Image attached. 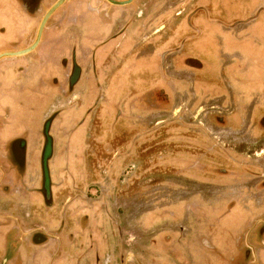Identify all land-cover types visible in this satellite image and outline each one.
Masks as SVG:
<instances>
[{
    "label": "crops",
    "instance_id": "obj_1",
    "mask_svg": "<svg viewBox=\"0 0 264 264\" xmlns=\"http://www.w3.org/2000/svg\"><path fill=\"white\" fill-rule=\"evenodd\" d=\"M54 1L49 0V3L43 7L44 11ZM81 1L78 0L76 2L75 8L82 7L79 4ZM127 4H129V7L126 10L117 12L115 20L105 21L108 26L112 24L108 34H103L100 40L97 39L91 45L86 46L82 42V30H85L83 24H80V26L72 24L70 26L76 34H70L68 46L73 47V44L77 42L76 49L88 55L91 51H94L96 55L97 49H101L98 54L102 53L105 50L107 39H115V43L103 53L105 57H101L98 65V67L106 68L110 61L112 64L115 63L116 65L107 71L109 72L108 75H113L116 71V73H119L121 66L123 68V64L126 65L127 61H124L128 59L131 63L128 61L127 67L130 65L126 72L127 74L124 76L132 80V85L134 86L136 82L144 78L142 80L143 86L138 89L136 87L134 89L131 88L129 92L127 91L125 98L120 94V97L115 101L117 106L122 107L123 104L129 102L127 104L129 109L142 108L144 110L142 118L141 115L136 116L142 123L136 131L127 133L122 131L112 139L111 147L113 150L108 157L110 159L116 158L117 166L110 163V160H100L99 155H97L93 167H88L87 150L89 146L87 145V140L89 136L91 137V134H89L88 123L85 125L83 132L85 150L83 152L86 162V175L83 182L70 180L69 183L65 184L57 182L51 184L50 179H47L43 173L41 165V158L43 157L39 158V153L41 156L47 154L41 147L40 140L46 137L43 133V123L49 117L48 115L51 111H45L42 114L41 120L37 121L40 123L36 124L34 130L19 124L18 128H15L18 131L6 133L7 128L12 126L14 117L8 118L10 117L8 114L12 112V102H14V107L15 104L22 105L21 99L13 97L15 92L20 91L19 94H27L26 92H28L27 95L33 101L28 107L33 106L39 95L56 93V87L49 85L48 80L55 79L58 81L57 78L61 77L57 67L59 54L52 58L50 57L52 50L43 51L49 49L53 44L43 39V35L40 36L37 45L30 52L0 59V77L5 78V80L2 79L0 82V185L2 187H0V193H2L0 194V197H2L0 198V264H23V262L24 264H143L137 254L148 255V263L155 257V259L160 258L157 262L152 261L155 264H163V259L164 261L166 259L169 260V264H176L178 263L174 259L176 255H179L180 262L183 264L192 262L193 256L190 246L192 245L193 247V244L187 242L185 233H182L183 237H181L180 243L177 244L178 249L172 246L171 239L169 240L171 248L168 250L157 249L156 246H152L156 247V249L153 248L151 250L149 246H146V248L145 245L136 246V235L131 231V226H134V217L129 212V208H127L125 213L129 230L123 231L122 240L118 238L116 226L122 214H119L118 210L114 209L115 204L122 203L129 207L135 197L147 194L152 195L150 188L153 187L156 188L154 192H157L154 198H164L161 197L164 189L161 190L160 182L163 179H159L158 185L154 186L150 182V184H142V192L136 196L135 189L138 186L125 182V178L121 180L117 173L123 172V169H125L126 174L132 171H134L133 174L138 173L141 169L148 166L147 160L169 152L171 150L170 140H177L179 139L177 137L181 135L182 137L179 140L187 148L184 149V153L175 158L179 168L172 169L171 172H180V177L187 180H183V182H189L190 184H179L178 186L182 188L188 186L191 189L198 190L197 183L207 179L212 183L204 186L205 190L213 187L218 190L219 194L217 196L211 194L208 197L201 195V197L197 196L195 198H193L195 192H193L194 194L191 192L185 194H188L187 199L191 197L197 201L196 203H187V210L193 215V231L197 234L200 248L208 255L211 253L213 255L212 262L216 258L217 264H230L233 259V253L240 251L242 248L245 250L249 248V256L254 260L246 257L243 261L238 259L239 263L252 264L256 261L264 264V183H262L264 181V143L260 147L255 148L253 153L248 154L247 151L236 147L238 142L240 145L241 142L244 143L245 141L244 137L240 138L238 136L243 134V131L237 132V130L231 131L228 129L229 127L228 125L226 126L224 121L225 114L222 116L223 119H220V123L215 120L206 121V115L210 109L216 110L215 113L218 115H220V112H224L223 110H225L227 116L234 115L235 111L237 114V110L233 109L235 105L232 103L238 101L236 105L245 104V101L242 100L244 95H228L214 85V93L221 94V98H213L210 102L201 103L194 109L187 107L191 96H194V88H192L194 86V77L190 79V76H194L195 73L188 74L185 70H193L194 68L200 70L204 65L212 64L210 53L201 56L202 62L193 57L198 55L189 53L190 55L183 56L182 43L186 44L189 37H181L179 39L174 36L171 37L175 31H182L184 25H181V20H183L184 15L188 11L184 10L181 4V8L168 13L171 4L168 5L166 0H130ZM107 7H109L110 10L108 11L112 14L113 8ZM259 7L258 11H262L264 16V6L259 4ZM196 15V11H191V13L187 14V21L190 22L188 24L189 27ZM121 16L124 17L123 20L127 19L125 24L123 20H120ZM247 19L250 21L249 24L256 25L258 23L256 22L257 20L251 19V16ZM209 21L210 19L201 23L197 20L196 23L207 25L206 23H210ZM15 24L7 26L16 32L19 30L18 26L20 25L16 26ZM213 25H215V22ZM216 25L223 29L226 27L221 26L220 23H216ZM21 31L24 32L22 29ZM112 33L114 35L109 37ZM246 35H248V32ZM217 38L220 40L219 35H217ZM125 39H130L129 45H123ZM192 39L191 37L190 40ZM205 40L208 43L204 47L201 45L200 48L202 51L207 50L209 52L212 47V40L209 42L208 37ZM146 41L149 42L146 43ZM5 42L7 46L3 50L1 48V51L21 49L32 41L23 38L14 45L8 43V41ZM179 42H181L180 45ZM56 45H53V53H59L60 47L56 48ZM88 61H90V58L85 57V62ZM94 61L96 67V56ZM2 66L6 67L2 68ZM97 68L96 73L98 71ZM221 75L218 77L221 78ZM65 77L66 75L63 74L61 86L62 101L59 102L61 105L50 104L47 109H69L75 106L76 103L77 106H80L81 94L84 90V87H80L82 86L80 80L83 77L82 74L72 84L67 81L68 77ZM132 77H135L137 81ZM140 84L136 83V85ZM166 87L170 89V93L166 91ZM226 87L228 90L231 89V86ZM77 88L79 89L77 90ZM98 88L101 90L100 84H98ZM142 88L144 90L140 91ZM33 96L37 98L33 99ZM75 97L77 100H75ZM99 98L102 99V96L97 97V102ZM222 103L231 104V107L229 108L230 105H227V109H223L221 108ZM98 107H94L96 112H98ZM162 107L165 108L162 113H152L151 111ZM239 108L244 110L246 106L239 105L237 109ZM248 108L250 107L247 106ZM148 111L151 112L147 116ZM185 112L186 114H184ZM240 114L238 116L240 121H245V119L248 122L250 121V111H246L245 115L244 113ZM67 119L68 126L66 130L64 129L65 132L63 130V135L68 141L76 129L83 124V119H78L75 115L71 118L69 115ZM98 124L99 120L96 117L95 132ZM193 126H196L197 132L195 135H190L188 132L193 130ZM158 127L164 129V133H158ZM25 129H29V135L25 137L31 141L29 143L24 141L21 153H27V143L33 151L37 152V156L31 155L32 158L26 156V161L23 159L25 173L22 170L21 174L26 178V183H29L27 189L26 185L23 184V178L21 179L16 174L18 167L13 165L11 160H7L6 149H3V144L7 142L6 140L11 139L10 137H17L19 134L23 136L22 133ZM260 130L264 132L263 128ZM46 135L49 136L48 133ZM21 138L23 137H18L17 139ZM47 138L49 139L50 136ZM136 138H138L136 144H131ZM164 139H168L167 143L169 144H166ZM150 141L151 143L148 144ZM122 142L128 143L127 148H124ZM227 146L228 149L222 152L221 150ZM96 152L101 151L96 149ZM133 152L136 154L135 158L132 157ZM49 160L45 163V174L47 175L48 165H51ZM124 164L126 165L125 167ZM234 165L238 166L237 170L233 168ZM246 165H250L255 172H258L259 179H262V182L256 181L245 185L236 183L234 176H243V171H237ZM225 166H228V169ZM20 169L22 168L20 167ZM91 171L97 173L95 187L98 189V195L84 198L78 193L81 192L82 187H86L88 174ZM151 173L162 174L163 172L153 171ZM207 174H209V178L206 177ZM256 174H251L249 177L257 176ZM111 179L114 182H111ZM6 183L12 186L11 193L7 191ZM201 184L203 183L201 182ZM124 185L127 187V191L122 193L121 190L125 188L122 189L121 187ZM54 186L56 189L52 193L51 187ZM95 187H93L94 190H96ZM73 188H78V192H73ZM145 189L148 190L144 191ZM159 190L160 195H158ZM13 194L20 196L14 198ZM105 199L108 202L111 201L110 204L113 207L110 210L112 211L111 213H105L102 207V212L94 215V217L102 218V224L107 225L106 227L108 228L106 235L101 234V236H98V233L95 230L93 231L87 224L88 220L92 221L94 219L89 218L85 223L80 222L82 218L79 220V211L82 204L96 205V207L98 204H102L103 206L106 204ZM102 201H105V204ZM210 213L217 221L208 215ZM203 217L207 220L213 218L212 221L217 223L219 221L226 222L227 219L232 220V217H234L233 220L236 221V226L227 232L228 234L222 243L220 242L219 245H216L213 242V238L209 236V231H203L206 227ZM82 228L87 229L84 230ZM54 229H57V232L53 231ZM199 229L201 231L197 232ZM11 233L12 235H10ZM49 239H54L51 244ZM166 240H168L167 237ZM43 251L48 253L45 259L40 258V254ZM7 252L8 256H6ZM130 258L134 259V261H130ZM135 258L139 263L135 261ZM164 264L168 263L164 262Z\"/></svg>",
    "mask_w": 264,
    "mask_h": 264
},
{
    "label": "rangeland",
    "instance_id": "obj_2",
    "mask_svg": "<svg viewBox=\"0 0 264 264\" xmlns=\"http://www.w3.org/2000/svg\"><path fill=\"white\" fill-rule=\"evenodd\" d=\"M48 1L49 0L44 1V6L49 3ZM77 1L78 0H66L55 10L56 12L51 15L54 17L59 12L67 9L70 14L72 13V15L76 14L80 18L82 17L80 20H77V23L75 24L78 26H80V24H83V26L85 27V30H82V42L86 46L91 45L92 43H94V41H97V39L100 40L103 34L107 35L112 28V24L108 26L106 23L97 21L92 16V13L89 12L88 7L110 6V8H113V12L111 14L112 20H115L117 12H119L120 10H126L129 7V4L113 5L106 0H84L86 9L81 6L79 8H75ZM166 1L168 5L171 4L168 13L177 8H181V4L183 5L184 10L188 11L184 15L183 20H181V25H184L182 27V31L177 30L171 35V37L174 36L177 39L181 37H189L186 44L184 42L182 43V48L184 49L183 56H188L190 55L189 53L198 55L193 57L202 62L201 56L210 53V57L212 58V64L204 65L202 68H200V70H196V68H194L193 70H185L188 74L195 73L194 76H190V79L194 77V86L192 87L194 88V96H191L187 107L194 109L201 103L206 104L210 102L213 98H221V94L214 93V85L218 87L219 90L225 92L228 95H244L242 100L245 101V104H239L240 106H246L244 110H242V108H239L240 110L237 109V106L239 105H236L238 104V101H236L232 104L235 105L233 109L237 110V114L235 111L234 115L227 116L225 110H223L224 112H220V115H218L217 113H215L216 110L210 109L208 110L209 113L206 115V121L210 122L212 120H215L220 123V119H223L222 116H224L223 114H225L227 117L224 116V121L226 122V126L228 125V129H230L231 131L237 130V132H240L241 130L243 131V134H239L238 136L240 138L244 137L243 139L245 141L244 143L241 142L240 145L238 142L237 144L239 146L237 145L236 147L238 149H242L243 151H247L248 154L253 153L255 148L260 147V145L264 143V132L260 130L262 128L264 129V123L257 121L260 115H264V16L262 11H258V9L260 8L259 4L264 6V0ZM8 2L9 0H0V28L5 27V31L2 32V34V30L0 29V51L1 48L3 50L7 46L4 40H6L5 32L9 29V22L12 21V19L17 18L13 6H11ZM191 11H196L197 15L196 17H194V19H192L193 22L189 27L188 24L190 22L187 21L186 17L187 14L191 13ZM250 16L251 19L257 20L256 22L258 23L256 25L249 24L250 21L247 18ZM39 17L40 16L38 15H35V18H29L25 15L23 16V22L32 25L31 35L33 34L32 31L35 29V25ZM209 19L210 23H206L207 25L196 23L197 20L198 22L202 23ZM123 21L125 24L127 19L125 18ZM12 22H14V20ZM214 22L215 25H213ZM216 23H220L221 26L226 27L224 29L219 28ZM247 32L248 35H246ZM250 32H252V34H250ZM217 35H219L220 40H218ZM191 37L193 38L192 40H190ZM207 37L210 40L209 42H211L212 40V47L209 52L207 50L202 51L200 48L201 45H203L204 47V45L206 46V43H208V41L205 40ZM9 40L10 38H7V41ZM148 42L149 41H146V43ZM113 43H115V39L109 38L107 39V44L104 47L105 50H103L102 53L98 54L101 49L96 50V68L100 63L101 57L104 56L103 53L107 49H109L111 45H113ZM129 43L130 39H125L123 41V45H129ZM180 44L181 42H179V45ZM128 61L129 63H131L130 60L126 59L124 61L126 62V65L123 64V68L121 66L120 70L118 71L119 73H116V71L113 75H108L109 72H107L109 71V69L113 68L116 65L115 63H110L111 61L108 63V66L106 68L99 66L97 68V73L92 72L87 67L88 69L85 70L84 74H82V79H80L82 82V86L80 87H84V90L81 94L80 106H77L76 103L75 106L69 109H47L50 104L61 105V103L59 102L62 101L61 86L63 82V72L58 66V73L61 77L57 78L58 81L56 85L53 84V79L48 80V84L53 85L54 87L56 86L58 92L53 93L52 91L53 94H42L39 95L38 98L36 96H33L32 98H37V100H35L33 106L31 107H28V105L33 101L27 95L28 92H26L27 94H19V91L17 93L15 92V94L13 95L15 99L22 100V105L15 104L14 107V102H12V112L8 114V116H10L8 118L10 119L12 118V116L14 117L12 120V126L10 128H7L6 133H15L16 131H18L15 128H18L19 124H21V126L25 125L29 129L34 130L36 124L40 123H38L37 121L41 120L42 114L45 113V111H51V113H49L48 115L49 117L45 126V131L49 134L50 138L48 140H45V137H43V139L40 140V145L46 151L47 155L41 156V154L39 153V158L43 157L45 163H47V161L50 159L49 162L52 166L48 165V175H45L47 179H50L51 184L56 182L65 184L69 183L70 180L77 182L84 181V176L86 175V162L83 152V150H85V146L83 144V132L84 127L87 123L88 129H90L89 134H91V137L89 136V139L87 140V145L89 146L87 150L88 167H93L97 155H99L100 160H110V163H113L114 166H117L116 158L110 159V157H108L110 155L109 153L113 150V148L111 147L112 139L122 131L125 133L136 131L140 127V125H142L140 119H137L136 116L141 115L142 118L144 114V110L142 108L129 109V107L127 106L129 102L123 104L124 106L122 105V107L117 106L115 102L120 97V94H122V96H124L123 98H125L127 91L129 92L131 88L134 89L136 87L138 89L144 84L142 82L144 78L136 82L137 84L141 83L140 85H136L135 83L134 86L132 85L133 81L124 76L125 74H127L126 72L128 71V67L130 65L129 64L127 67ZM6 66H2V68ZM219 75H221L222 79L218 77ZM72 78L75 79L76 77L74 76ZM132 78L137 81L135 77ZM2 79L5 80L4 77H0V82L2 81ZM98 84L101 85V90H99ZM226 86H231V89L228 90ZM168 87H166V91L170 93L171 91ZM78 89L79 88H77V90ZM143 90L144 88L140 89V91ZM51 95L54 96V98H52ZM99 96H102V99L99 98L97 102L96 100ZM75 100H77V98ZM227 105H230L229 108L231 107V104ZM227 105L225 103H222L221 108L227 109ZM95 106L98 107V112H96V108H94ZM247 106L250 108L247 109ZM163 108L164 107L158 108V110L153 109L151 111L152 113H162L163 111H165V108ZM151 111L147 112V116ZM246 111H250V121L248 122L246 121V119L245 121H240L238 119L239 114L244 113L245 115ZM184 114H186V112ZM69 115L70 118L73 115H75V117H78V119L82 118L83 124H81L76 129L75 133L70 136V139L67 141L66 137H64L63 135V130L67 129V116ZM96 117L99 120V124L95 132ZM29 129L24 130V132L22 133L23 136L19 134L17 135V137H10L11 139L6 140L7 142L3 144V149H6L5 152L7 160H11L13 162V165H16L18 167L16 169V174L21 179L23 178V184L26 185V189L28 188L29 183H26V178L23 176V174H21L22 170L23 172L25 171V164L23 163V159L25 160L26 156L31 158V155L37 156V152L33 151V149L28 146V143L31 141L29 139L27 140ZM158 130V133H164L165 131L164 129H160L159 127ZM196 132V126H193V130L189 131L188 134L195 135ZM18 137L23 138L17 139ZM181 137L182 135L178 136L177 138L180 139ZM137 139L138 138L134 139L131 144L134 143L135 145ZM179 139L170 140L171 144L167 143L168 139H164L166 144L171 145V150L162 156H154L150 160H147L146 163L148 164V166L141 169V171H139L138 173L133 174L134 171H132L129 174H126L125 169H123V172L119 174L117 173V176H120L121 180L125 178V182H128L130 185L135 184L136 186H138L137 189H135L136 196H138V194L142 192V184L151 183L152 186L158 185L157 183L159 182V179H163L160 182L162 188L161 190L164 189L162 191L163 194L161 195V197L164 198H154V195H156L157 192H154L156 191V188L153 187L150 188L152 195L147 194L144 196H139L137 198L135 197L132 204H129V207L122 203L115 204L114 209H117L119 214H122V216L119 217L120 219L118 221V225L116 226V230H118L117 237L122 240L123 231L129 230L127 228V216H125L127 208H129V212H131L134 217V226H131V231L136 235V246L145 245V248L146 246H149L150 250L153 248L156 249V247L157 249L162 248L163 250H168L171 248L169 242V240L171 239L172 246L178 249L177 244L180 243L181 237H183L182 233H185V237L188 240L187 242L193 244V247L192 245L190 246L193 260L188 264H217L216 258H214V262H212L213 255L211 253H209L208 255L204 250L200 248V242L198 240L197 234L193 231V215L192 213L188 212L187 203H196L197 201L193 198L197 196L201 197V195H205L208 197L212 194L214 196H217L218 190L213 187L207 188V190H205L206 188L204 186L212 183L207 179L204 181L201 180L200 183H197V187H199L198 190L191 189L188 186H184L185 188L178 186L179 184H190L189 182H183V180H187L180 177V172H171L172 169L179 168L175 158H177V156H179L181 153H184V149L187 148L182 145L183 142ZM24 141L28 142L26 146L28 151L27 153L25 152V154L21 153V148L24 145ZM122 143L124 144V148H127L128 143ZM150 143L151 141L148 144ZM131 144L129 143V145ZM95 148L103 153L96 152ZM226 149H228V146L224 147L221 151L224 152ZM132 157H136V154L134 152L132 153ZM175 162L176 164H174ZM125 166L126 165L124 164V167ZM20 167L22 169H20ZM225 167L228 169V166ZM63 168L66 169L64 170ZM233 168L237 170L238 166L234 165ZM153 171H161L163 173H151ZM239 171H243V176H234L237 184L245 185L256 181L259 183L262 182V179H259L260 176L258 172H255V170L250 165L242 166V168L237 172ZM255 173H257V176L249 177V175H254ZM96 177L97 173L95 171L89 172L87 185L86 187H82L80 190L81 192L78 194H81L84 198L94 197L96 194L98 195V189L97 187H95V181L97 179ZM206 177L209 178V174H207ZM110 181L114 182L112 179ZM201 182L203 184H201ZM262 183H264V181ZM175 185H177L178 188ZM5 186L7 188V191L11 193L13 189L12 186L9 183H6ZM93 187H95L96 190H94ZM121 188H125L123 190L120 189L122 193H125L127 191V187L125 185ZM55 189V186L51 187L52 193ZM78 190V188H73V192L75 193H77ZM147 190L148 189H145L144 191ZM189 192H195V194L193 193V198L190 197V199H187L188 194H185ZM159 193L160 190L158 191V195H160ZM198 193L200 194L198 195ZM12 196L14 198H17L20 195L13 194ZM105 201H102V203L105 204ZM110 202L106 201V204L103 206L102 204H98L97 207L96 205L92 206L90 204L89 206L82 204L79 211V220L82 218L80 222L85 223V221L89 218L94 219L95 221L88 220L87 224L89 225V227L93 231L95 230L96 233H98V236H101V234L106 235V233H108V228L106 227L107 225L102 224V218L100 219L98 217H94V215L102 212V207L104 208L105 213H111L112 211L110 210L113 206H111ZM208 215L216 220L211 213ZM86 216H88V218H86ZM213 218L210 220L204 218L203 222L206 224V227L203 229V231H209V236L213 238L214 244L219 245L220 242L222 243L224 241L226 235L228 234L227 232L231 231L232 228L236 226V221H234V217H232V220L227 219L226 222L219 221V223H217V220L212 221ZM82 229L86 230L87 228ZM53 231L57 232V229H54ZM200 231L201 229H199L197 232ZM12 233L10 235H12ZM166 237L168 238V240H166ZM53 240L54 239H49V243L51 244ZM6 256H8V252ZM45 256L47 257L48 253H44L43 251V253L40 254V258L45 259ZM137 256L143 264H155L154 262H157V260L160 259H155L154 257L152 258V261L154 262L149 260L150 262L148 263V255L137 254ZM163 256L165 255L163 254ZM174 259L178 262L176 264L182 263L180 262L181 260L179 255H176ZM130 261L133 262L134 259L130 258ZM135 261L138 262L136 258ZM162 262L163 264L164 262L169 264V260L167 259L165 261L163 259Z\"/></svg>",
    "mask_w": 264,
    "mask_h": 264
},
{
    "label": "flooded vegetation",
    "instance_id": "obj_3",
    "mask_svg": "<svg viewBox=\"0 0 264 264\" xmlns=\"http://www.w3.org/2000/svg\"><path fill=\"white\" fill-rule=\"evenodd\" d=\"M45 0H9L8 3H10L11 6H13L16 16V19H12V21L14 20V22L10 21L9 23L12 25L13 23H16L15 25L18 26V24L20 26H18V31L14 32L12 31V29L6 30V39L10 38V40L8 41V43H11L12 45H14L15 43L21 41L23 38L25 40H31L34 38L35 36V32H36V28L38 25V22L44 12V3ZM27 4V5H25ZM82 5L83 8L86 9L85 7V3L84 0L81 1L80 3ZM89 12L92 13V16L99 22L101 23H105L106 20H112L110 16L111 13L108 11L110 10L109 7L107 6H103V7H88ZM56 11H54L52 13V15L55 13ZM33 14V16H32ZM27 16L29 18H35V15L40 16L38 18V21L35 25V29L32 31V35H31V24H27L25 22H23V16ZM50 15L49 19H47L48 21L46 22V24H44L42 31L41 32V36L44 35L45 40L50 41L51 44H57L56 48H59V53H53V45L49 48V49H45L43 51H48V50H52L50 53V57L54 58L56 57L58 54V58H57V66L61 69V71L63 72V74L66 75L65 78L68 77L67 81H69L70 84L73 83V81L80 75V74H84L86 67L89 68V70H91L92 72L96 71V67H95V53L94 51H91L88 54L82 53L80 52L78 49H76V45L77 42L73 44V47H69L68 46V41H69V36L70 34H76L74 30H72V28L70 27L72 24L77 23V20H80L81 18L78 17L76 14L72 13L70 14V12H68L67 9H65L62 12H59L56 16H52ZM90 17V16H89ZM124 17H120V20H123ZM2 32L5 31V27L1 28ZM24 30L23 31H21ZM79 34V33H78ZM114 34H110L109 37H112ZM78 38V37H77ZM109 39V38H108ZM7 41V40H5ZM65 45V47H63ZM85 57H89L90 61L85 62ZM53 60V59H52ZM92 60V61H91ZM87 68V69H88ZM76 77L75 79L72 77ZM70 78V79H69ZM53 84L56 85L57 81L55 79H53ZM69 84V85H70ZM56 87V86H55ZM56 92H58L57 88L55 89ZM52 98H54V96H52ZM48 118L44 121L43 123V131L45 130V126L47 123ZM259 122L264 123V115H260L259 119L257 120ZM45 140H48V138L45 137ZM259 232V231H257ZM249 251L250 249L247 248L245 249H240V251L233 253L232 255V261L230 264H240L239 260H244L246 257H250L249 256ZM252 260H254L253 258H251ZM252 264H260L259 262H253Z\"/></svg>",
    "mask_w": 264,
    "mask_h": 264
},
{
    "label": "water",
    "instance_id": "obj_4",
    "mask_svg": "<svg viewBox=\"0 0 264 264\" xmlns=\"http://www.w3.org/2000/svg\"><path fill=\"white\" fill-rule=\"evenodd\" d=\"M65 1L66 0H55L50 6L46 8V10L43 12L38 22L35 36L29 45L17 50L0 51V59L8 56H18L30 52L37 45L41 36L42 28L45 22L47 21V19L49 18V16ZM106 1L113 5H125L130 2V0H106Z\"/></svg>",
    "mask_w": 264,
    "mask_h": 264
},
{
    "label": "trees",
    "instance_id": "obj_5",
    "mask_svg": "<svg viewBox=\"0 0 264 264\" xmlns=\"http://www.w3.org/2000/svg\"><path fill=\"white\" fill-rule=\"evenodd\" d=\"M43 133H44V135L46 136V138L49 137V136L46 135L47 132H46L45 130L43 131ZM41 165H42V169H43V171H44L43 173H44V175H45V160H44L43 158H42Z\"/></svg>",
    "mask_w": 264,
    "mask_h": 264
}]
</instances>
